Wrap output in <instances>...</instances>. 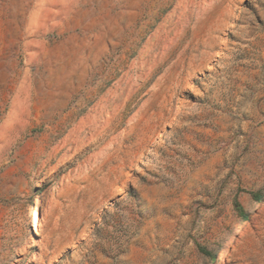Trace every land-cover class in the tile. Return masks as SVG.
I'll list each match as a JSON object with an SVG mask.
<instances>
[{
  "label": "rangeland",
  "instance_id": "rangeland-1",
  "mask_svg": "<svg viewBox=\"0 0 264 264\" xmlns=\"http://www.w3.org/2000/svg\"><path fill=\"white\" fill-rule=\"evenodd\" d=\"M0 264H264V0H0Z\"/></svg>",
  "mask_w": 264,
  "mask_h": 264
},
{
  "label": "bare ground",
  "instance_id": "bare-ground-1",
  "mask_svg": "<svg viewBox=\"0 0 264 264\" xmlns=\"http://www.w3.org/2000/svg\"><path fill=\"white\" fill-rule=\"evenodd\" d=\"M33 227H34V230H35L36 232L39 231L40 221H39V216H38V210H36V211H35V214H34Z\"/></svg>",
  "mask_w": 264,
  "mask_h": 264
},
{
  "label": "trees",
  "instance_id": "trees-1",
  "mask_svg": "<svg viewBox=\"0 0 264 264\" xmlns=\"http://www.w3.org/2000/svg\"><path fill=\"white\" fill-rule=\"evenodd\" d=\"M259 200V199H258ZM257 200V201H258ZM237 204V203H236ZM239 205L237 204V207H238ZM29 229H30V226H29ZM206 255H208L209 253H206V251H203Z\"/></svg>",
  "mask_w": 264,
  "mask_h": 264
}]
</instances>
